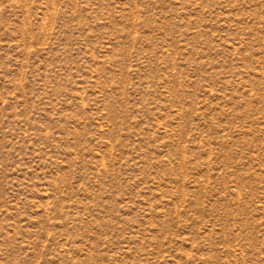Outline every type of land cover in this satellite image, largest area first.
<instances>
[{"label": "rangeland", "instance_id": "obj_1", "mask_svg": "<svg viewBox=\"0 0 264 264\" xmlns=\"http://www.w3.org/2000/svg\"><path fill=\"white\" fill-rule=\"evenodd\" d=\"M0 264H264V0H0Z\"/></svg>", "mask_w": 264, "mask_h": 264}]
</instances>
